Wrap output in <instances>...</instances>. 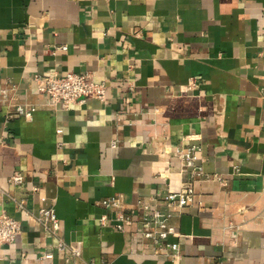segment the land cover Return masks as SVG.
I'll return each instance as SVG.
<instances>
[{"label":"crops","instance_id":"0c3cea01","mask_svg":"<svg viewBox=\"0 0 264 264\" xmlns=\"http://www.w3.org/2000/svg\"><path fill=\"white\" fill-rule=\"evenodd\" d=\"M69 70L106 83L105 101L51 105L36 76ZM5 97L0 186L29 191L32 212L55 207L83 264H264V0H0ZM13 103L36 109L6 119ZM192 144L203 172L193 204L161 205L180 232L173 263L143 237L137 201L191 181L177 147ZM112 196L130 214L124 230L101 204ZM4 207L19 217L8 198ZM56 243L22 220L0 264H64Z\"/></svg>","mask_w":264,"mask_h":264},{"label":"built area","instance_id":"2783aa9c","mask_svg":"<svg viewBox=\"0 0 264 264\" xmlns=\"http://www.w3.org/2000/svg\"><path fill=\"white\" fill-rule=\"evenodd\" d=\"M63 49L67 50V44L62 46H53V50ZM37 90L45 94L48 102L51 105L61 102L65 106L70 104L83 103L87 99L94 98L101 102L105 101L107 94V85L104 82L95 81L89 72H75L72 70L61 74L57 71L49 74H41L36 76ZM11 89L14 87L11 86ZM0 101H9V99L2 98ZM12 109L6 112V119L13 115H21L24 117H31L35 111V107L25 104H10ZM61 133V129L56 130ZM115 146V143H113ZM200 152L198 145L192 144L189 146H178L177 153L181 158L182 168L181 173H189L191 181L181 186L178 190H168L163 198L158 195H153L154 203L139 199V205L143 212L140 217L142 224L141 233L147 240H151L160 249L165 251V255L169 257L173 263H177L181 257L180 243L171 240L170 237H179L180 232L171 222L172 213L170 211H163L161 205L167 208H174L181 211L194 202L195 188L193 180L197 176L203 175L202 168L196 163L197 154ZM9 182L14 188H22L25 183V176L19 172H14L9 177ZM35 190V188H34ZM29 191H25L21 196H16L11 192L3 189L0 186V245L11 244L15 242L17 236L22 229V220H27L37 224L41 229L49 232L57 239L56 246L59 250L68 252L64 264H83L81 260V252L78 245L73 246L65 241L62 236L60 219L56 213L55 207L43 206L37 213L32 212L27 205ZM5 198L14 202L19 217H15L7 212L4 207ZM101 204L107 209L115 210L114 225L119 230L125 229V224L130 222V214L124 212L125 205L121 197L112 196L105 198ZM106 215L102 217V220ZM231 221H228L226 227L230 229ZM225 227V228H226ZM74 256L75 260L71 261ZM42 258L51 259L54 257L53 251H45L41 255ZM84 264H95L92 261L84 262Z\"/></svg>","mask_w":264,"mask_h":264}]
</instances>
